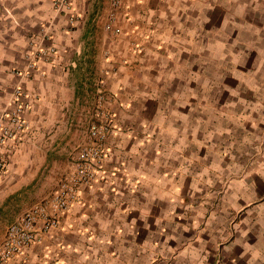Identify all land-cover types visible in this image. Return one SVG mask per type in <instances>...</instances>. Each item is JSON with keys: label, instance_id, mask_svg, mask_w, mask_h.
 <instances>
[{"label": "crops", "instance_id": "0c3cea01", "mask_svg": "<svg viewBox=\"0 0 264 264\" xmlns=\"http://www.w3.org/2000/svg\"><path fill=\"white\" fill-rule=\"evenodd\" d=\"M53 1L0 0V113L17 87L31 101L0 146L6 225L99 111L112 133L60 227L6 264H264V0H124L118 33L111 0H67L73 24ZM46 26L58 54L26 78Z\"/></svg>", "mask_w": 264, "mask_h": 264}, {"label": "built area", "instance_id": "2783aa9c", "mask_svg": "<svg viewBox=\"0 0 264 264\" xmlns=\"http://www.w3.org/2000/svg\"><path fill=\"white\" fill-rule=\"evenodd\" d=\"M123 1L111 0V11L105 25L107 31L119 32L113 26ZM52 10L56 15H71L70 18L75 15L70 19V24H73L75 18L78 19L75 6L67 0H54ZM50 40L49 28L43 27L40 37L32 43L27 53V68L22 76L28 78L41 60L47 61L58 54L56 47L45 45ZM29 100L21 87L14 89L10 100L14 106L12 112L0 113V146L15 141L27 129L23 115L31 108ZM111 117L104 111H99V119L89 125L88 141L77 150L70 170L47 196L7 226L0 242V264L23 257L33 244L39 242L47 233L58 229L63 216L77 203L82 189L96 181L105 158V144L112 133ZM4 171L5 167L0 158V178Z\"/></svg>", "mask_w": 264, "mask_h": 264}, {"label": "rangeland", "instance_id": "374dc122", "mask_svg": "<svg viewBox=\"0 0 264 264\" xmlns=\"http://www.w3.org/2000/svg\"><path fill=\"white\" fill-rule=\"evenodd\" d=\"M56 166L58 167V169L50 170L48 172L47 171L43 172L42 181L40 183L42 185V189L47 188L48 184H50L51 187L54 188L57 185V183L61 180V178L64 176L65 173L63 171L62 163H60L58 161L56 163ZM60 166H62L61 170H59ZM39 188H41V187H39ZM36 189L37 188H35V190ZM38 192H39V190H37V193ZM48 194H49V192L47 194L41 196V198H44ZM41 198H40V200H41ZM7 218H8V213H6V214L5 213L4 214L0 213V242L2 241V239L4 237L5 230H6L7 226H8V225H6V219Z\"/></svg>", "mask_w": 264, "mask_h": 264}]
</instances>
